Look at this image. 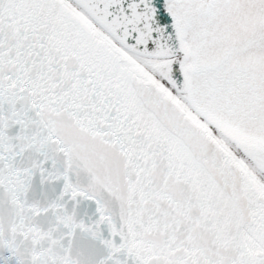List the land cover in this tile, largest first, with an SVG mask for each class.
<instances>
[{
  "label": "snow or ice",
  "instance_id": "6c2138e0",
  "mask_svg": "<svg viewBox=\"0 0 264 264\" xmlns=\"http://www.w3.org/2000/svg\"><path fill=\"white\" fill-rule=\"evenodd\" d=\"M0 264H264V0H0Z\"/></svg>",
  "mask_w": 264,
  "mask_h": 264
}]
</instances>
